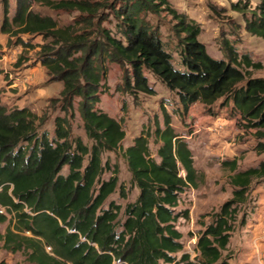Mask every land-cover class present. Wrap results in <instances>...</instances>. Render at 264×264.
Masks as SVG:
<instances>
[{
	"label": "trees",
	"instance_id": "1",
	"mask_svg": "<svg viewBox=\"0 0 264 264\" xmlns=\"http://www.w3.org/2000/svg\"><path fill=\"white\" fill-rule=\"evenodd\" d=\"M10 1L1 0L0 32L13 47L32 48V37L43 40L37 62L45 69L48 84H63L59 98L50 104L59 103L62 111L73 114L75 99H81L84 130L93 144L88 147L73 137L62 117L55 119L50 138L47 131H39L42 117L28 108L8 111L0 101V210H5L0 212V224L8 223L0 233L2 248L22 253L31 264L176 263V255L184 250L176 222L188 217L187 212L176 213V208L186 190L198 187L193 153L166 115L164 128L157 124L153 133H141L123 153L131 182L139 190L136 201L124 210L125 219L120 218L121 205L110 202L104 208L117 191L119 178L113 174L103 179L108 168L103 154L119 150L126 138L122 123L97 108L108 76L106 64L125 69L123 90L130 94L155 95L147 77L152 74L177 94L186 118L196 103L211 107L224 99L226 105L231 103L233 115L256 130V151L264 154V78L251 75L263 68L262 63L240 55L225 35L220 44L225 60L212 58L199 41L201 26L168 0H14L12 15ZM258 1L254 9L241 0L231 8L244 16L246 32L264 40V0ZM35 3L79 16L63 27L51 16L35 12ZM163 7L175 22L179 64L186 70L176 68L159 28L144 18ZM112 19L117 22L116 34L104 26ZM151 137L158 145V160L151 155ZM224 165L234 172L233 198L198 236L196 258L182 255L184 264H229L222 252L239 207L246 203L251 185L264 180V160L240 172L236 160ZM120 195L126 197L122 185Z\"/></svg>",
	"mask_w": 264,
	"mask_h": 264
},
{
	"label": "rangeland",
	"instance_id": "2",
	"mask_svg": "<svg viewBox=\"0 0 264 264\" xmlns=\"http://www.w3.org/2000/svg\"><path fill=\"white\" fill-rule=\"evenodd\" d=\"M168 1L172 8L186 14L201 26L202 33L199 41L206 46L207 52L212 58L225 60V56L220 50L222 36L225 35L235 42L240 55H251L254 62L262 63L263 68L252 70L251 75L264 78V40L246 32L244 16L232 10L231 5L240 0ZM241 1H249L252 9L259 3L258 0ZM10 3L12 15L15 1L11 0ZM214 7L221 9L220 12H216ZM33 10L41 15L51 16L63 27L72 24L79 16L78 13L52 11L36 3L33 4ZM161 11L160 13L145 14L144 18L151 26L159 28L166 49L174 56L176 68L186 70L185 67L179 64L181 49L178 46L177 38L172 32V26L175 22L172 16L164 11V7L161 8ZM2 17L3 9L0 0V24ZM116 23V20L112 19L110 23L106 22L104 26L112 29L113 33L116 34ZM24 39L29 41V37H24ZM42 43L44 42L41 38L33 39L32 37L30 39L32 48L26 54L31 53L33 59L37 60L38 45ZM12 55H14V52L7 58L12 61L11 63L6 62V71L0 66V78H3V83H9L8 76H14L10 72V67L15 63L16 57ZM17 64L18 62H16ZM106 65L108 76L100 93V103L97 108L122 123L126 138L119 150L103 154V164H108L103 179L109 180L113 174H117L119 178V187L110 196L104 208H108L110 202L121 205L120 218L125 219L124 210L128 204L136 201L139 190L131 182V175L123 153L141 133L148 131L153 133L157 124L164 128V120L167 115L176 133L187 141L193 153L195 168L198 172V187H191L186 190L180 196L179 206L176 208V213L187 212L188 217L182 216L176 222V228L183 235L184 250L176 255V263L173 264H184L180 260L185 253L190 254L191 259L194 260L197 256L198 236L205 231L213 220L214 214L220 211L222 205L233 198L234 187L230 184V177L234 172L224 163L236 160L237 172H240L257 167L264 160V154L256 151L258 143L255 136L256 130L250 128L247 122L242 120L235 121L230 130L225 129V131L218 129L217 125L208 124L210 119L213 118L215 122L216 117H220L228 122L226 125H230V122L237 117L231 112V103L226 105L224 99L219 100L211 107H206L202 103L193 105V121L188 125L186 123L188 118H186V115L183 116L177 94L170 91L152 74L148 73L147 77L150 85L155 89V95L130 94L123 90L125 69L115 63L108 62ZM26 79L30 81L31 85L32 79L29 76ZM62 89V83L48 85L47 89L43 91L48 100L41 98L38 102L28 105L27 108L44 119L39 130L40 133L47 131L50 138L54 137L55 119L57 117L66 118L68 122L66 127L71 131L72 136L80 137L88 147H91L93 142L85 133L79 111L81 99H75L73 114L71 110L62 111L59 103L55 107L51 106L50 100L59 98ZM20 106L10 108L6 105L5 108L10 111L20 108ZM196 125L198 132H195ZM190 133L195 135L193 139L188 140L187 136ZM149 145L152 157L158 160V145L153 137L150 138ZM68 172V167H65L62 173L66 175ZM121 185L126 192L124 198L120 195ZM7 226L8 223L0 224V233H4ZM26 235L31 236L30 233H26ZM47 250L51 251L49 247ZM222 256L228 258L229 264H264V180L255 181L249 188L247 201L239 207L236 220L233 223L230 242L227 250L222 252ZM3 261L5 264L6 261L9 264H31L22 253L11 254L5 251L0 242V262Z\"/></svg>",
	"mask_w": 264,
	"mask_h": 264
},
{
	"label": "crops",
	"instance_id": "3",
	"mask_svg": "<svg viewBox=\"0 0 264 264\" xmlns=\"http://www.w3.org/2000/svg\"><path fill=\"white\" fill-rule=\"evenodd\" d=\"M29 50L30 48L24 49L22 46H19L18 48H14L9 43V37L0 32V61L2 62L0 64L1 68L2 69L4 68L6 71V62L9 61V63H11L12 61L11 59H7V58L10 57L13 52L16 57L15 63L14 64L12 63L13 65L12 67H10L11 69L10 72H12L14 76L12 77L8 76L9 83L6 82L3 83L4 81L3 78L2 79L0 78V101L2 106L4 107L6 105H8L10 108L14 106L22 105L20 106L21 109V108H27L28 105H32L33 103L38 102V100H41V98H44V100H48V98L44 96L45 93L43 94V91H45V89H47V86L50 85L47 83L48 78L46 76L45 69L40 65V63L37 62L36 59H33L31 53L26 54V52H28ZM16 62H18L17 65ZM16 76L19 77L29 76L32 79L31 85L29 84L27 87H25L23 84L18 82L15 83L16 86L13 85V78ZM7 84H9V86H7ZM187 118L188 119L186 123L190 125V123L193 121L192 109L187 115ZM237 120L238 121L240 120V116H237L235 119H233V121L230 122V125H226L228 124V122H226L225 119L216 117L215 122L213 121L212 118L210 119L208 124L212 123L211 125L218 126L219 123H223L224 127L222 130L225 131V129L230 130L231 125H233L235 121L237 122ZM194 135H195L194 133H190L187 136V139L188 140L193 139ZM6 264H9V262L6 261Z\"/></svg>",
	"mask_w": 264,
	"mask_h": 264
},
{
	"label": "built area",
	"instance_id": "4",
	"mask_svg": "<svg viewBox=\"0 0 264 264\" xmlns=\"http://www.w3.org/2000/svg\"><path fill=\"white\" fill-rule=\"evenodd\" d=\"M17 82L23 84L25 87H27L30 84V81L27 80L26 77H19V76L14 77L13 78V85H15V83H17ZM223 127H224L223 126V123H219L218 124V129L221 130V129H223ZM195 132H198L197 125L195 126ZM0 212L4 214L5 213V210L4 209H1Z\"/></svg>",
	"mask_w": 264,
	"mask_h": 264
}]
</instances>
